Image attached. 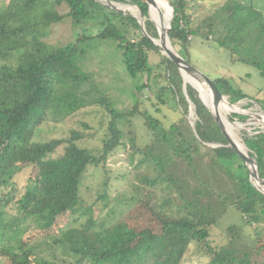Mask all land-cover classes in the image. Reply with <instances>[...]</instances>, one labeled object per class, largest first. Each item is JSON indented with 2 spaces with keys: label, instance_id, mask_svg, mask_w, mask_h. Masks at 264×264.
Masks as SVG:
<instances>
[{
  "label": "trees",
  "instance_id": "trees-1",
  "mask_svg": "<svg viewBox=\"0 0 264 264\" xmlns=\"http://www.w3.org/2000/svg\"><path fill=\"white\" fill-rule=\"evenodd\" d=\"M6 1V10L0 11V264H4L3 259L6 264H182L192 243L208 257L206 264H264V196L252 186L247 167L226 146L210 111L188 84L186 94L196 116L189 137L179 132L176 124L164 128L160 120L143 114L152 142L141 152L157 175L147 181L150 188L142 190L141 197L116 224L107 227L98 223L94 206L80 201L82 177L88 167L105 164L121 144L123 133L117 123L122 119L127 122L138 113V103L121 113L109 95H96L98 87L92 73L84 71L78 61L84 53L81 45L92 39L114 40L130 78L150 74L151 64L161 67L167 82L158 100L169 92L186 116L189 104L182 93V77L141 34L126 10L110 8L125 16L120 17L97 0ZM113 1L128 2L147 16L144 0ZM166 1L173 10L167 36L182 58L189 37L211 36L219 46L229 49L232 61L253 64L264 79L261 11L227 0L193 25L191 15L186 13L193 0ZM62 4L66 15H59L55 9ZM66 17L75 26L93 21L98 30L95 35H86L84 28L63 48L45 42L46 29ZM145 24L148 35L158 38L153 23ZM151 52L156 61H151ZM216 82L230 103L250 99L264 111V103L224 79ZM147 87L146 81L136 86L135 96ZM95 105L109 116L108 135L99 156L77 146L83 136L78 131H71L68 139L31 140V133L43 122H61ZM228 119L245 121L235 114ZM239 138L264 178V131H240ZM244 153L248 156L246 150ZM24 169H30L32 187L18 189L14 177ZM257 178L264 181L259 175ZM160 181L174 189L170 196L174 211L159 204L153 188ZM228 208L237 211L245 225L257 224V230L247 241L241 226L229 225L224 230L227 243L215 249L208 241L209 227ZM70 221L76 226L69 225ZM36 241L54 249L42 257L38 246L31 245ZM57 249L74 261L59 259Z\"/></svg>",
  "mask_w": 264,
  "mask_h": 264
},
{
  "label": "rangeland",
  "instance_id": "rangeland-1",
  "mask_svg": "<svg viewBox=\"0 0 264 264\" xmlns=\"http://www.w3.org/2000/svg\"><path fill=\"white\" fill-rule=\"evenodd\" d=\"M97 1L106 2V0ZM163 1L168 3L166 0ZM226 1L193 0L192 3L188 4L186 13L191 15L193 25H197L202 19L213 14ZM235 1L250 4L264 15V0ZM168 4L167 8L170 14L171 10ZM109 5L135 7L139 12L140 22L151 20L157 27L150 3L148 16H145V18L136 6L128 2L116 4L109 2ZM7 6L8 1L0 0L1 12H4ZM55 9L59 15H66L67 13L64 4L56 6ZM158 9L160 8L158 7ZM129 13L131 14V12ZM158 15L160 23H162L165 20L166 11L161 9ZM84 28L87 29L83 31L86 35H95L98 30L93 21L83 23L81 26H75L71 18L66 17L60 22L51 24L46 29L47 37L43 40L56 48H63L73 43L82 34ZM188 41L187 51L181 52V55L190 66L212 80L224 79L235 89L241 90L246 95L255 98L260 104L264 103V79L253 64L232 61L229 49L219 46L211 36H208L207 39H201L198 36L189 37ZM153 45L159 47L156 44ZM81 47L84 53L79 57L78 61H80L84 71L92 73L98 87L96 95H109L112 105L121 113L129 111L134 103H138V113L127 119V122L122 119L117 123L123 133L121 144L109 154L105 164H101L98 167L90 166L86 169L79 188L80 201L85 206L93 205L98 223H104L105 226L110 227L116 224L129 211L135 200L141 197L144 188H150L147 181L154 179L157 175L150 161L147 160L145 162L144 154L141 152L152 142V137L144 126L142 115L149 114L157 118L162 122L164 128L176 124L178 131L183 132L186 137H189V131L192 128L191 122L194 124L196 116L192 104H190L191 111L194 113L189 116L188 108V113L184 116L176 98L173 99L169 92L163 93L162 99L158 100L157 96L160 94V89L167 82L161 67L151 64L150 74L130 78L122 62V53L114 40L92 39L84 42ZM149 55L150 59H152L151 61H156L157 57L153 52ZM145 81L148 87L142 92H138L135 96L136 86ZM195 91L197 92L198 90L196 89ZM197 95L198 98H201L199 92H197ZM253 102L256 103L255 101ZM245 103H250L252 106L243 108L242 105ZM256 104L247 99L234 103L235 111L240 114H257L255 117L250 116L248 120L242 122L228 119L229 124L242 125L241 129L237 127L239 129L234 130L235 137L239 139L240 143V131H246L250 134H255L256 130L264 131V126L257 123L261 113H259L258 104ZM230 114L232 113L229 111L225 113V116L228 118ZM251 120H255L254 123L247 124ZM108 121L109 116L101 106L86 107L61 122H43L31 133V140L34 142H46L53 139H68L71 131H78L83 136L77 142V146L87 149L93 155L99 156L103 142L108 135ZM230 144L234 147L237 146L234 142ZM241 145L245 149L242 143ZM250 170L257 176L251 162ZM29 176L30 169H24L14 177V182L18 189H23L25 186L32 187ZM153 189L157 194L159 204H162L163 207L165 206L164 209L174 211L175 206L170 201V196L174 189L169 187L166 182L161 183V181ZM261 191L264 193V181L261 183ZM81 220L82 218H80ZM232 224L243 228V235L247 241L251 239L257 230V224H253L251 227L245 225L242 216L233 208H228L217 223L209 227L208 241L213 248L218 249L227 243L224 230ZM69 225L76 226L72 221L69 222ZM31 245L38 246L42 257L54 249L44 245V241H36ZM55 254L59 259L68 261H74L75 259L71 255L63 253L60 249H57ZM207 261L208 257L204 251L196 243H192L184 253L182 264H206ZM3 262L6 264L5 259H3Z\"/></svg>",
  "mask_w": 264,
  "mask_h": 264
},
{
  "label": "water",
  "instance_id": "water-1",
  "mask_svg": "<svg viewBox=\"0 0 264 264\" xmlns=\"http://www.w3.org/2000/svg\"><path fill=\"white\" fill-rule=\"evenodd\" d=\"M145 3L147 4V6L149 5V1L148 0H144ZM108 2H111L112 4H116V2H114L113 0H110ZM106 2L103 3L112 13H115L113 12L110 7H109V3ZM167 3V2H166ZM168 4V3H167ZM168 6L170 7V16L168 17V24H167V27L163 30V31H160L156 25L150 20V22L153 23V25L155 26L156 30H157V34H158V38H153L151 36L148 35L147 33V29H146V24H145V20L143 22H139L136 18L134 17H130L132 19H134L137 24L139 25V28H140V32L141 34L148 40V42L153 46L151 40H159L161 43L163 41V38H165L167 41H168V45H169V48H166L164 47L162 44L159 47H155L159 50V52L164 55L165 57H167L178 69L181 77H182V80H183V85H182V90H183V93H184V96H185V99L187 101V103L189 104V116H191V114L193 113L191 111V106H190V101L187 97V94H186V82L184 80V74L186 75H189L191 76L192 78H195L197 80H200L204 83H206L213 91V93L218 97V99H220L224 105H226L227 107H233L235 106L234 104L230 103L229 100H228V96H226L222 90L220 89L219 85L217 84V82L215 80H212L210 79L209 77H207L206 75H204L203 73L199 72L198 70L194 69L192 66H190L187 61L182 58L177 52L176 50L172 47L171 43H170V40L167 36V32L171 29V22H172V18H173V10L171 8V6L168 4ZM116 15L120 16V17H125V16H122V15H119L117 13H115ZM142 16L145 18V16L143 15V13L141 12ZM147 16H148V8H147ZM146 16V17H147ZM193 89H195L190 83H188ZM196 90V89H195ZM200 98V97H199ZM201 102L203 103V105L208 109V107L206 106V104L204 103V101L200 98ZM249 101H251L253 104H256L254 103L252 100L250 99H247ZM257 105V104H256ZM209 110V109H208ZM210 111V110H209ZM258 111L259 113H261L262 116H264V111L262 110V108L258 105ZM213 119H214V122H215V125L217 127V129L220 131V133L223 135V137L226 139L227 141V147L230 148L231 150H233L237 156L242 160L243 164L247 167L248 169V173H249V180L252 184V186L257 190V188L254 186L253 182H252V179H251V170H250V162L253 164L254 168H255V171L257 173V175H259L263 180L264 178L261 176L260 172L258 171L257 169V166H256V163L255 161L250 157L249 155V152L248 150L246 149L247 153H248V159H245L243 158V156L233 147L230 145V142H229V139L227 138L226 134L222 131V129L220 128V126L218 125V122L215 118V116L213 115V113L210 111ZM230 113L232 114H235V115H238L240 117H243L245 118V121L249 119V117H255L257 114L256 113H250V115H244V114H240L239 112L235 111V110H231ZM191 127L193 129V122H191ZM241 129V128H240ZM212 146V145H210ZM260 194H262L264 196V194L262 192H260L259 190H257Z\"/></svg>",
  "mask_w": 264,
  "mask_h": 264
},
{
  "label": "bare ground",
  "instance_id": "bare-ground-1",
  "mask_svg": "<svg viewBox=\"0 0 264 264\" xmlns=\"http://www.w3.org/2000/svg\"><path fill=\"white\" fill-rule=\"evenodd\" d=\"M108 1L109 0H107V2ZM148 1L151 5L154 20L157 24V28L160 31H163L167 27L168 17L170 16L169 10L167 8V4L163 0H148ZM109 7L112 9L120 10V11L121 10L129 11V12H131L132 16L140 22L139 12L137 11V9L135 7H132V6L131 7H129V6L128 7H118V6L116 7V6H112V5H109ZM158 7L160 8L159 10H158ZM161 9L166 11V17H165V20L162 21V23H160L161 21L159 19V15H158V13ZM151 42H152V44H156L159 47L162 44L164 47L169 48L168 41L165 38H163L162 43L156 39L151 40ZM184 79H185L186 83H190L191 85H193L198 90L197 92L200 93L199 96H201V99L204 101V103L206 104L208 109L215 116V118L218 122V125L227 134L229 142L230 143L234 142L235 145H237V146H235V147L233 146V147L243 156V158L248 159V156L244 153L245 149L242 148V145H241L239 139H237L235 137V134H234V130L241 128L242 125H240V124H229L228 118L225 116V113H228L231 110H235L236 108L235 107L230 108V107H227L226 105H224V103L221 102L220 99H218V97L213 93L212 89L206 83H204L200 80H197L195 78H192L191 76L186 75V74H184ZM259 118L260 119H257V123L264 126V116L261 115V116H259ZM254 121L251 120V121L247 122V124H252V123H254ZM237 127H239V128H237ZM251 179H252L254 186L257 188V190L262 192L261 191V183L262 182L258 180L257 176L253 172H251Z\"/></svg>",
  "mask_w": 264,
  "mask_h": 264
}]
</instances>
